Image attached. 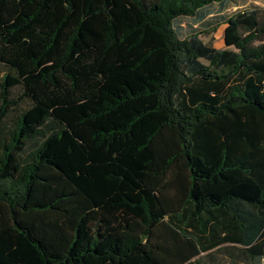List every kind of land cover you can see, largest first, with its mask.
Listing matches in <instances>:
<instances>
[{
  "label": "trees",
  "instance_id": "obj_1",
  "mask_svg": "<svg viewBox=\"0 0 264 264\" xmlns=\"http://www.w3.org/2000/svg\"><path fill=\"white\" fill-rule=\"evenodd\" d=\"M233 2L0 0V264H264V10Z\"/></svg>",
  "mask_w": 264,
  "mask_h": 264
},
{
  "label": "rangeland",
  "instance_id": "obj_2",
  "mask_svg": "<svg viewBox=\"0 0 264 264\" xmlns=\"http://www.w3.org/2000/svg\"><path fill=\"white\" fill-rule=\"evenodd\" d=\"M239 2L242 5H247L248 8L252 6L260 7L264 10V0H235V3ZM230 3L228 12L232 13ZM234 6V5H232ZM224 25L219 26L214 31L203 32L200 35L201 40L208 45L216 49L224 48ZM211 30V29H210ZM2 67L0 66V77ZM16 92V91H15ZM26 104L23 105V107ZM14 115V114H13ZM240 247L232 245H224L219 249H214L207 253L202 254L199 260L202 264H247L239 253Z\"/></svg>",
  "mask_w": 264,
  "mask_h": 264
},
{
  "label": "crops",
  "instance_id": "obj_3",
  "mask_svg": "<svg viewBox=\"0 0 264 264\" xmlns=\"http://www.w3.org/2000/svg\"><path fill=\"white\" fill-rule=\"evenodd\" d=\"M232 5H234V6H232ZM231 7H232V9H234L232 12L237 11V10H244V9L248 8L247 5H242L239 2L235 3V0H234L233 4H231ZM228 9H229V7H228ZM228 9H227V11H228Z\"/></svg>",
  "mask_w": 264,
  "mask_h": 264
}]
</instances>
